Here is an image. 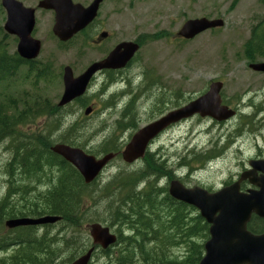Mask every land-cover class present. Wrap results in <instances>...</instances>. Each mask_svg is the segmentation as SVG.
<instances>
[{
  "label": "rangeland",
  "instance_id": "obj_1",
  "mask_svg": "<svg viewBox=\"0 0 264 264\" xmlns=\"http://www.w3.org/2000/svg\"><path fill=\"white\" fill-rule=\"evenodd\" d=\"M17 1L25 7L36 8L39 0ZM72 1L86 7L91 0ZM53 18L52 12L37 10L33 33V37L42 45L37 61L51 65L52 77L48 80H37L32 73L23 69L9 83L0 85V99L13 98L20 102V107L21 103L31 104L34 100H47L56 106L63 91L61 77L64 67L69 66L76 77L90 63L100 59L108 46L119 41L131 42L140 36L143 48L138 51L132 68L126 74L127 80L136 86L133 87L135 94L141 91L139 84L148 76L149 79L158 81V86L152 87L153 94L172 96L174 105H170L171 108H177L188 103L190 99L199 97L207 91L212 82L223 83V102L231 109L241 96L242 114L238 117L218 123L210 118L196 116L175 125L151 148L152 152L160 147L164 148L165 154H169L170 161L174 162L172 168L175 169L176 175L183 176L188 168L181 166L185 165L184 158L190 159L191 156L187 157L189 150L193 149L190 152L197 158L212 148L221 151L227 146L216 161L194 175L195 180L212 187L227 180L234 171L236 158L237 145L233 144V140L237 138L238 133H242L237 140L242 142L241 148H244L254 139L250 127H247L251 113L247 102L253 96L254 88L251 84L254 77L247 68L242 46L249 38L251 29L264 18V7L259 0H107L99 8L97 24L110 32L111 38L98 49L91 47L93 33L90 30L86 35L77 36L65 44L58 42L51 33ZM200 18L221 19L223 26L206 31L190 41L174 40L169 36L171 32L176 34L185 21ZM5 19L6 15L0 4V40L4 39L8 50L15 52L17 41L4 32ZM124 87V82L107 83L104 77H100L89 85L84 96L87 100L84 107H79L73 102L62 113L61 121L64 126L75 121L79 123L77 138L80 144H84L81 149L92 156L99 158L104 155L97 150L106 139L115 137L121 151L132 136L130 131L121 132L116 123L122 111L121 102L124 99L121 92ZM110 102H115L117 107L110 109ZM88 106L92 108V112L85 116L84 109ZM142 106L141 103L138 104L139 111ZM29 121L27 126L23 127L24 132H43L48 124L44 116ZM261 132L260 135L256 134L257 142H264V129ZM216 140L219 141L218 144H215ZM5 148L6 145L0 146V202L6 191L5 167L11 158V152ZM189 164L191 168L202 167L199 162L193 161ZM140 167L138 164L134 168H125L120 158L108 164L99 176L98 183H93L88 191L90 197L97 201L89 210V220L97 217L100 221L98 223L108 226V200H105L101 189L119 172ZM46 172L41 178H34L36 181L27 186L29 188L34 184L31 186V193L27 192L25 195L19 191L9 195L4 210L22 209L27 198L34 200L39 194L46 193L52 185L51 182L48 183ZM87 225L82 227L86 231L83 235L87 234L90 240ZM58 229L59 226H54L51 232ZM111 229L116 233V226ZM183 253L182 248H171L166 254L171 258H180ZM61 254L60 261L70 259L69 250ZM2 259L3 256L0 255V262ZM90 264L116 263L98 252Z\"/></svg>",
  "mask_w": 264,
  "mask_h": 264
},
{
  "label": "trees",
  "instance_id": "obj_2",
  "mask_svg": "<svg viewBox=\"0 0 264 264\" xmlns=\"http://www.w3.org/2000/svg\"><path fill=\"white\" fill-rule=\"evenodd\" d=\"M259 3L264 7V0H259ZM242 55L249 62L264 59V18L251 29L249 38L243 44ZM23 69L32 73L37 80L52 77L49 63L23 61L16 52L8 50L4 39L0 40V85L9 83ZM19 103L13 98L0 99V146L6 145L5 149L11 152L5 167L6 191L0 202V250L13 242H24L27 237V252L24 244H20L13 256L2 260L0 264H69L77 254H82L91 246L87 234L83 235L86 231L82 227L100 222L97 217L88 219L89 210L97 201L88 194L93 183L85 185L78 172L53 154L50 147L57 142L83 148L84 144H80L77 138L80 125L75 121L64 126L61 118L65 108L53 106L47 100L21 103V107ZM74 103L84 107L87 100L83 97ZM40 116L48 120L43 132L23 131L29 120ZM116 143L117 139L110 137L98 146L97 151L100 154L119 152ZM196 159L203 163L208 157L198 156ZM149 166L150 171L145 174L142 170L119 172L101 189L105 200H108V226L117 227V241L107 250L98 252L116 264H198L204 254L203 245L209 237V227L193 207L175 201L167 195L166 190L161 191L154 183L142 191H136L143 177L149 178L153 169H159L154 163ZM45 172L53 188L39 194V197L35 196L34 200L27 198V217L58 216L60 222L56 226L59 229L52 233L47 226L46 231L40 235L33 227H27V231L24 228L5 231L2 224L4 220L26 215L24 205L19 210H4L7 197L19 191H26V195L29 190L32 191V187L28 189L26 186L35 182L34 178H41ZM27 176L30 178L28 181ZM21 181L26 186L19 184ZM247 229L251 233L261 234L264 232V224L250 220ZM42 239L48 240L47 258L35 260L27 257V260H22L23 255H31L30 250L35 248L33 242ZM171 248H182L184 253L180 258H171L166 254ZM66 250H69L71 259H52V256Z\"/></svg>",
  "mask_w": 264,
  "mask_h": 264
},
{
  "label": "water",
  "instance_id": "obj_3",
  "mask_svg": "<svg viewBox=\"0 0 264 264\" xmlns=\"http://www.w3.org/2000/svg\"><path fill=\"white\" fill-rule=\"evenodd\" d=\"M102 2L103 0H94L87 7H83L80 4H74L72 0H40L37 9L54 13L52 34L59 42L65 43L93 22ZM0 4L6 12L3 30L7 35L18 40L17 55L24 61L37 59L41 43L32 37L35 27V9L25 7L17 0H1ZM222 26L221 19L187 20L177 32V36L184 40H192L205 31ZM138 50V45L133 42H121L104 59L91 63L76 77L69 66L64 67L63 91L57 107H65L83 97L91 80L100 71L123 69ZM250 68L264 72V62L251 64ZM222 87L221 82L211 83L203 95L139 129L121 152L122 161L132 164L141 159L148 144L165 128L195 115L202 118L209 117L217 122L233 117L235 112L221 105ZM91 112L92 108L88 106L84 110V115L88 116ZM50 150L69 163L86 185L95 181L114 158V154L95 158L79 148L59 143L53 145ZM252 183L259 189L246 195L240 194L236 185L215 193H208L199 187L186 188L179 181L174 180L170 183L169 196L177 202L196 209L209 226V238L204 243V255L199 264H264V233L253 234L247 229L252 215L264 220V181ZM59 220L60 218L56 216L11 219L5 222V226L8 229L43 226L54 224ZM88 230L93 247L72 264H88L96 247L106 250L116 243L117 237L108 227L94 223L88 226Z\"/></svg>",
  "mask_w": 264,
  "mask_h": 264
},
{
  "label": "flooded vegetation",
  "instance_id": "obj_4",
  "mask_svg": "<svg viewBox=\"0 0 264 264\" xmlns=\"http://www.w3.org/2000/svg\"><path fill=\"white\" fill-rule=\"evenodd\" d=\"M93 1L94 0H91L90 3ZM105 1L107 0H103L100 6ZM37 10L39 9H36L35 13ZM42 11H46V10H42ZM48 12H52V11H48ZM53 16H54V13H53ZM98 17H99V10L93 22L90 23L83 31H81L78 34L80 35L84 33L86 35V33L89 30L92 31L93 34H92V40H91V47L94 49H98L102 47L111 38L110 32H108L103 27H101L99 24H97ZM169 36L173 38L174 40L175 39L183 40L182 38L177 37V35L174 32L169 33ZM121 42L122 41H119V42L114 43L110 47L108 46L103 56L96 61H99L105 58V56L108 55V53ZM131 42L137 44L139 47V50L143 48L142 38L140 36ZM136 55L133 57L131 62L127 64L123 69L103 70L97 73L92 79V82H95L98 78L104 77L107 83L108 82L114 83L115 81L116 82L120 81V82L125 83V87L121 92V96L124 99L121 102L122 111L119 113L116 123L119 125L121 132L130 131L132 132V134H134L140 128L145 127L155 122L159 118L165 116L168 112L176 109L174 107L173 108L170 107V105H174L173 104L174 100H171L172 96L168 97L167 95H155L151 92V90H153L152 87L154 88L155 85L158 86V81L153 78L149 79L148 76L145 77V79H143L144 81H141L142 84L141 83L139 84V86H141V91H139L138 94L134 93L133 87H136V86H134L131 83V81L127 80L126 74L132 68ZM257 60L253 62H248L245 59L247 63V68L251 72L252 77H254V81L251 84V87L254 88L253 96H251V98L247 102L249 108H251V113L249 116L250 120L247 124V127H250V133L254 136V139L252 143L247 144L248 146L244 148L243 147L241 148L242 142L237 140V138L242 136V133H238L237 138L233 140V144L237 145L236 152H235L236 158H235V164H234V171L227 178V180L222 182V184L216 187H212V186H207L206 184H203L199 182L198 180H195L194 178V175L198 171L206 169L209 165H211L214 161H216L223 154V151L227 149V146H224L221 149V151L220 149L212 148L210 151L202 153L201 155L202 157L203 156L208 157V159L203 163H201L198 159L195 158V154L190 152L193 149L189 150L187 157H190V156L191 157L188 160L184 158L185 168H188V170L186 174L183 176L176 175L175 169L172 168L174 162L172 160L170 161V158L168 156L169 154L168 153H167L168 155L165 154L166 152L164 151V148L160 147L154 152L151 151V148L154 146V144L157 143L161 137L165 136V134L170 129L175 127V125L173 124L165 128L163 132H161L151 143H149L141 159L135 161L132 164L123 163L125 168L127 167L134 168L136 165L140 164L141 165L140 168L136 170H132V171L142 170L144 174L150 171V166H149L150 163H154L159 168V169H153L151 173L152 176H150L149 178L143 177V180L138 183L136 187L137 189L136 191H142L148 188L151 183H154L155 187L160 189L161 191L166 190V193L169 196V193H168L169 185L174 180H178L186 188L199 187V188L204 189L208 193H214V192H217L219 190H222L224 188H227L233 185H236L237 190L240 194H245V195L249 194L251 191H257L259 189L252 182L264 181V142L263 141L257 142L258 138H256V134L260 135L262 133L261 131L264 129V119H262L264 115V72L254 71L250 68L251 64L264 61V59H260L261 61H257ZM192 100L194 99H190L189 102H191ZM241 101H242L241 96H239L238 99L236 100L235 105H233L232 107V110L235 112V115L233 116V118H236L240 114H242ZM114 103L115 102L109 103L110 109L117 107L116 104ZM139 103L143 105L140 111L138 109ZM225 104L226 102L225 103L223 102V97L221 95V105L227 106ZM194 117H192V119ZM218 142L219 141L216 140L215 144H218ZM113 154H114V158L112 160L116 158L121 159V151L113 153ZM193 161L199 162L200 164H202V167L201 168L198 167L197 169L191 168V165L189 163ZM107 167H105V169ZM132 171L125 169V172H132ZM98 180H99V177L94 181V183H98L97 182ZM162 195H165V193ZM24 209L26 211L25 212L26 215L24 217H17V218H27V199L25 201ZM250 220H252V222L256 224L258 222L264 224L263 219H260L254 215H252ZM2 224L5 227V220L3 221ZM54 226L56 225H52L49 227L51 229ZM46 227L47 226L35 227L34 230L37 233L45 232ZM20 228H24L27 231V226L20 227ZM6 230L7 229H5V231ZM33 243L35 244L34 245L35 248L30 250L31 255L30 256H27V254L23 255L22 260H27V257L35 259V260L44 259V258L46 259L47 258L46 245L48 243V240L47 239L36 240ZM20 244H24L25 249H26L25 251L27 252V237H26L24 242L23 241L13 242L9 244L4 250H0V255L3 256V259H10L13 256L14 251L20 247ZM61 256L62 254L54 255L52 256V259H55L57 261V260H60Z\"/></svg>",
  "mask_w": 264,
  "mask_h": 264
},
{
  "label": "bare ground",
  "instance_id": "obj_5",
  "mask_svg": "<svg viewBox=\"0 0 264 264\" xmlns=\"http://www.w3.org/2000/svg\"><path fill=\"white\" fill-rule=\"evenodd\" d=\"M76 128H77V127H76ZM43 147H44V146H43ZM43 164H44V163H43ZM47 168H48V167H47ZM15 170H16V169H15ZM29 172H31V171H29ZM29 172H28V173H29ZM14 173H15V172H14ZM16 175H17V174H16ZM27 177L29 178V176H27ZM28 178H27V181L30 180V178H29V179H28ZM29 182H30V181H29ZM19 184H22V181H21ZM29 184H30V183H29ZM22 185H25V184L23 183ZM33 185H34V184H33ZM53 185H54V184H53ZM56 185H57V184H56ZM20 186H21V185H20ZM20 186H19V187H20ZM25 186H26V185H25ZM31 186H32V184H31ZM31 186H30V187H31ZM26 187H27V186H26ZM32 187H33V186H32ZM51 187H52V186H51ZM20 188H21V187H20ZM27 188H28V187H27ZM52 188H53V187H52ZM52 188H51V189H52ZM54 188H55V187H54ZM22 189H23V188H22ZM22 189H21V190H22ZM28 189H29V188H28ZM30 189H31V188H30ZM32 189H33V188H32ZM32 189H31V190H32ZM24 190H26V189H24ZM32 191H33V190H32ZM34 191H35V195H36V190L34 189ZM53 191H54V190H53ZM28 192H30V190H29ZM24 193H26V191H25ZM24 193H23V194H24ZM30 193H31V192H30ZM38 197H39V195H38ZM82 219H83V218H82ZM115 224H116V223H115ZM71 237H72V236H71ZM74 238H75V237H74ZM70 240H71V239H70ZM73 240H74V239H73ZM77 240H78V239H77ZM73 244H74V243H73ZM71 245H72V244H71ZM74 245H75V244H74ZM75 246H76V245H75ZM76 247H77V246H76ZM70 248H71V247H70ZM42 264H43V263H42Z\"/></svg>",
  "mask_w": 264,
  "mask_h": 264
}]
</instances>
